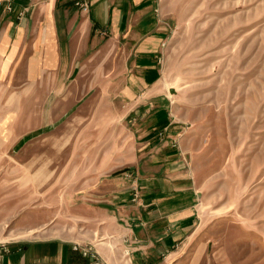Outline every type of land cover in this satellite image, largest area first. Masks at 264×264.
Wrapping results in <instances>:
<instances>
[{"label":"rangeland","instance_id":"rangeland-1","mask_svg":"<svg viewBox=\"0 0 264 264\" xmlns=\"http://www.w3.org/2000/svg\"><path fill=\"white\" fill-rule=\"evenodd\" d=\"M160 5L172 32L157 91L200 193L196 227L160 264H264V0ZM43 54L32 41L0 54V245L59 239L104 260L117 222L100 185L135 164L130 102L98 58L59 81Z\"/></svg>","mask_w":264,"mask_h":264},{"label":"crops","instance_id":"crops-1","mask_svg":"<svg viewBox=\"0 0 264 264\" xmlns=\"http://www.w3.org/2000/svg\"><path fill=\"white\" fill-rule=\"evenodd\" d=\"M171 32L160 0H0V54L32 41L59 81L96 57L98 74L120 83L113 96L130 102L135 164L100 185L110 194L100 209L117 222L115 251L101 253L106 264H160L198 223L200 193L180 143L168 141L177 123L157 91ZM71 247L59 239L15 241L0 250V264H88Z\"/></svg>","mask_w":264,"mask_h":264},{"label":"built area","instance_id":"built-area-1","mask_svg":"<svg viewBox=\"0 0 264 264\" xmlns=\"http://www.w3.org/2000/svg\"><path fill=\"white\" fill-rule=\"evenodd\" d=\"M72 250L78 253L81 257L88 260V264H106V262L95 251L94 247L88 244L82 245L74 243ZM4 249V244L0 245V250Z\"/></svg>","mask_w":264,"mask_h":264},{"label":"bare ground","instance_id":"bare-ground-1","mask_svg":"<svg viewBox=\"0 0 264 264\" xmlns=\"http://www.w3.org/2000/svg\"><path fill=\"white\" fill-rule=\"evenodd\" d=\"M23 235L19 234V233H9L5 239H11V240H17V239H20Z\"/></svg>","mask_w":264,"mask_h":264}]
</instances>
